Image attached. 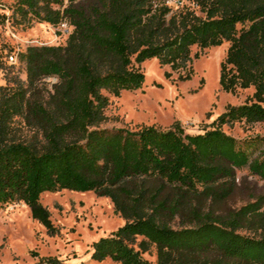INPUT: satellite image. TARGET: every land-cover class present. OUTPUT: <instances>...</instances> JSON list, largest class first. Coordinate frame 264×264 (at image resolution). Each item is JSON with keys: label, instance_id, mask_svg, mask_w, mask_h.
Listing matches in <instances>:
<instances>
[{"label": "trees", "instance_id": "trees-1", "mask_svg": "<svg viewBox=\"0 0 264 264\" xmlns=\"http://www.w3.org/2000/svg\"><path fill=\"white\" fill-rule=\"evenodd\" d=\"M10 22L71 33L65 45L0 48V210L23 203L54 236L41 196L93 192L125 224L92 262L153 264L155 251V264H264V195L223 209L238 171L264 181V138L222 129L264 124V0H0V25ZM225 43L221 89L254 93L209 129L103 127L111 97L143 88L144 62L185 71L193 48Z\"/></svg>", "mask_w": 264, "mask_h": 264}, {"label": "rangeland", "instance_id": "rangeland-1", "mask_svg": "<svg viewBox=\"0 0 264 264\" xmlns=\"http://www.w3.org/2000/svg\"><path fill=\"white\" fill-rule=\"evenodd\" d=\"M178 1L168 0V4L177 8ZM3 2L9 6L12 0ZM66 40L60 27L47 24L18 27L10 22L0 25V48L25 50L29 46H60L65 45ZM227 48V43L205 50L193 48L192 64L185 71L161 66L157 59L147 60L142 64L143 88L111 97L103 127L144 126L166 130L179 124L189 134L209 129L229 106L244 104L254 93L249 89L234 95L221 89V65ZM187 75H190L189 80H181ZM4 78L0 73V85L5 83ZM56 82V79L47 80L49 89ZM222 129L236 139L264 138V124H236ZM237 183L224 210L238 209L264 195V181L251 176L247 170L237 172ZM40 202L49 211L57 233L50 235L32 218L30 209L23 203L4 207L0 210V264H50L49 259L67 264H118L109 259L101 263L90 260L94 244L125 224L109 199L93 192L60 191L44 193ZM144 258L155 264V251L145 254Z\"/></svg>", "mask_w": 264, "mask_h": 264}, {"label": "built area", "instance_id": "built-area-1", "mask_svg": "<svg viewBox=\"0 0 264 264\" xmlns=\"http://www.w3.org/2000/svg\"><path fill=\"white\" fill-rule=\"evenodd\" d=\"M60 32H61V35L64 36V37H68L71 33V27L68 23H62L60 26ZM9 62L10 63H15L16 62V57L12 56L9 58Z\"/></svg>", "mask_w": 264, "mask_h": 264}]
</instances>
